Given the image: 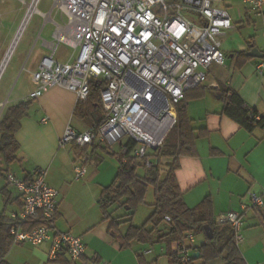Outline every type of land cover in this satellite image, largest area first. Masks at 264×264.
Returning a JSON list of instances; mask_svg holds the SVG:
<instances>
[{
    "label": "built area",
    "instance_id": "2783aa9c",
    "mask_svg": "<svg viewBox=\"0 0 264 264\" xmlns=\"http://www.w3.org/2000/svg\"><path fill=\"white\" fill-rule=\"evenodd\" d=\"M240 1L264 17V0ZM38 2L33 0L31 4L36 3L37 8ZM54 6L68 16V22L56 23V42L45 41L52 53L44 56L33 72L39 87L28 97L38 98L59 85L75 92L78 100H86L90 83L104 80L100 121L83 132L67 125L60 146L102 145L123 162L130 151L137 160L146 159V166L151 167L154 159L148 154L164 145L178 123L176 104L187 90L207 81L213 63L226 64L221 36L234 27L230 12L216 0H55ZM60 43L78 49L73 61L55 59ZM259 68L264 73L263 62ZM249 109L252 118H264V114ZM131 140L135 144L129 150ZM86 174V165L75 163V179L81 180ZM6 182L18 190L23 200L10 216L14 244L38 246L51 241L49 259L65 252L75 264H109L85 257L82 236L56 229L60 191L47 182L45 169H36L29 178L10 172ZM263 206L264 190H251L244 196L243 211L221 212L215 220L230 224L236 242L241 244L244 212ZM38 212L44 222L31 230L24 229L21 223ZM195 242L192 232L175 240L174 252L181 264H193ZM152 252L150 248L143 253Z\"/></svg>",
    "mask_w": 264,
    "mask_h": 264
},
{
    "label": "crops",
    "instance_id": "0c3cea01",
    "mask_svg": "<svg viewBox=\"0 0 264 264\" xmlns=\"http://www.w3.org/2000/svg\"><path fill=\"white\" fill-rule=\"evenodd\" d=\"M32 2L33 0L30 3L26 0H0V14L7 19L13 18L17 13L19 18L23 5L27 3L29 9ZM216 3L229 12L230 9L235 12L234 18L231 15L234 27L221 36L222 49L227 54L226 64L213 63L207 81L192 91L187 111L196 136V148L193 154L179 156L176 169L177 180L187 205L197 207L205 197L210 196L215 217L230 210L243 211L244 196L251 190L256 193L264 190V127L256 125L250 129L225 110V95L227 89H231L248 108L264 114V73L259 68L264 63V57L248 55L253 47L264 53V17L240 0H230L228 3L226 0H219ZM45 15L46 20L58 23L50 16V12ZM21 25L14 40L21 31ZM245 25L260 26L263 36L257 39L253 34L245 33ZM45 41L48 40L43 39V45L48 47ZM242 52H246L247 57ZM43 57L44 55L37 58L29 68L33 79V72L38 69ZM58 60L69 61L62 58ZM212 74L214 77L210 78ZM34 81L36 85L26 95L19 96L14 103L16 105L23 100H32L28 115L22 118L21 127L16 133L20 144L17 159L7 164L0 155V212L6 209L10 218L11 213L21 207L18 200L14 201L20 193L7 184V173L29 178L36 169L43 168L46 170L47 182L60 191L55 227L60 231L82 236L86 245V258L106 259L109 264H149L151 261L164 259L170 264V253L174 252L175 240L169 242L159 238L169 231L168 223L162 224L158 231L153 232L152 242L132 240L125 247L121 245V238L129 224L123 223L117 233L109 231L111 218L102 220L99 199L103 188L111 184L117 174V167L113 164L107 162L103 165L105 155L112 154L109 150L90 145L80 149L75 143L60 146V138L67 125L71 124L77 131L83 132L93 121L75 113L80 100L75 92L65 87L53 86L40 97L30 99L29 94L39 87V82ZM6 102H0V121L8 108L13 106ZM95 117L100 118L101 115L96 113ZM170 160L165 157L163 165ZM75 163H82L87 167V174L81 180L74 177ZM165 174L166 171L161 170L160 176L164 177ZM4 187H7L6 193L1 191ZM244 213L245 219H250L253 224L264 229V206L259 211L248 209ZM113 217L116 216L113 214ZM248 238L253 240V236ZM204 241L203 234L196 235L194 252H200ZM151 243L160 244L159 251L143 253L147 250V244ZM50 247L51 241L38 246L29 243L13 244L5 260L8 264H52L49 259ZM200 254L196 258L202 259ZM127 259L131 261L128 262ZM245 261L247 264L263 262H253L246 258Z\"/></svg>",
    "mask_w": 264,
    "mask_h": 264
},
{
    "label": "trees",
    "instance_id": "16d2710c",
    "mask_svg": "<svg viewBox=\"0 0 264 264\" xmlns=\"http://www.w3.org/2000/svg\"><path fill=\"white\" fill-rule=\"evenodd\" d=\"M242 55L247 57L246 52H242ZM104 84V80H93L90 83L88 98L78 101L75 107V113L92 120V125L99 122L104 113L100 98V91ZM197 88L187 90L184 97L176 104L178 123L170 132H174L175 136L171 138L169 134L162 147L148 154L154 159V164L151 167L146 166L144 162L146 159L137 160L130 151L126 154L128 157L126 162L118 160L117 174L113 182L103 188L99 199L103 215L102 220L111 218L108 229L112 233H117L123 223L129 224L125 235L121 238L123 247L132 240L152 242L153 232L158 231L162 224L168 223L170 225L169 231L160 235V239H167L171 242L182 238L189 232L205 236V241L200 248V257L205 263L215 257H223L226 264H247L239 249V244L235 240L232 226L228 223L216 222L210 196L205 197L197 207L191 208L187 205L177 180L176 169L179 165V156L193 154L196 148V136L187 107L193 96L192 91ZM225 101L227 102L226 112L242 125L250 129L256 125H264V118L261 120L252 118L250 116L251 110L231 89H227ZM31 104L32 100H23L10 106L0 121V155L7 164L17 159L20 144L16 138V133L21 127L22 118L28 115ZM252 112L258 113L256 110H252ZM96 113H99L101 117H95ZM134 144L135 142L132 140L129 142V150H132ZM76 146L79 149L85 148ZM93 147L108 150L102 145H94ZM148 156L146 158H149ZM165 157L171 160L163 165ZM139 166L144 168V173L137 172ZM161 170L166 171L164 177L160 176ZM149 186H153L154 189V210L143 225L136 226L132 220L140 201H144ZM1 191L6 193L7 187L2 188ZM15 200H18L21 206L23 205L21 194L15 197ZM117 208H124L126 213L122 216L113 217V211ZM166 216H169L170 220H167ZM262 218L264 224V214ZM43 222L42 213L38 212L36 215L27 218L21 223V226L26 230H31ZM205 224H210L213 228L214 236L212 239L208 238L205 233ZM11 226L12 222L5 209L0 212V264H8L5 256L14 244L10 232ZM50 261L52 264H75L65 252ZM170 264H181L175 252L170 253Z\"/></svg>",
    "mask_w": 264,
    "mask_h": 264
},
{
    "label": "rangeland",
    "instance_id": "374dc122",
    "mask_svg": "<svg viewBox=\"0 0 264 264\" xmlns=\"http://www.w3.org/2000/svg\"><path fill=\"white\" fill-rule=\"evenodd\" d=\"M27 3H30L31 0H26ZM219 1V0H216ZM227 3L230 0H226ZM12 3V2H8ZM27 3L23 5L21 14L18 18V14L13 18L5 19L0 14V65L3 62L8 49L10 48L14 37L16 36L18 29L26 15H28V5ZM15 4V3H14ZM55 0H39L37 4V9H35L28 17L25 26L19 36L17 43L14 46V49L7 61L5 68L3 69L0 75V102L7 101L6 104L14 105L15 101L19 99V96L26 95L31 88L36 85V82L32 78V75L29 73V68L31 64L36 61L37 58H41L43 55L47 56L52 53V49L49 47H44L43 39L48 41H57L53 36V32L56 29V24L53 21L46 20V13L50 12V16L59 24H65L68 22V16L62 14V11L59 7L54 6ZM16 6V5H14ZM12 6V7H14ZM230 13L235 17V12L233 9H230ZM27 17V16H26ZM25 20V19H24ZM245 33L253 34L255 38L262 37L261 27L260 26H244ZM39 34L40 37H39ZM222 40V38H221ZM78 53V49L75 50L67 46L66 44L60 43L56 50L55 59H69L73 61L75 56ZM213 74L210 78H213ZM137 106L134 103V108ZM1 109V106H0ZM6 110L3 114H5ZM174 132L170 133V137L174 138ZM105 163L103 165L113 164L119 168V161L114 155H105ZM137 172L142 174L144 168L139 166ZM154 189L153 186H149L148 191L144 197V201H140L139 205L136 208L133 224L143 225L151 213L153 212L152 207L154 203ZM126 210L124 208H117L113 211V214L117 216L124 215ZM258 227V228H257ZM259 225L253 224L250 219H245L242 226V233L244 235V242L240 245V251L242 256L246 260H251L253 262H261L264 264V229L260 228ZM249 236H253V240H249ZM246 239V242H245ZM198 240V238H197ZM144 244V243H143ZM146 249H153L154 253H157L161 247L160 244H147ZM153 255H151V258ZM105 261H108L105 259ZM128 262L131 259H127ZM149 264H167V261L164 259L157 262L151 261ZM193 264H226L223 257H215L205 263L203 259L195 258Z\"/></svg>",
    "mask_w": 264,
    "mask_h": 264
},
{
    "label": "water",
    "instance_id": "95a60500",
    "mask_svg": "<svg viewBox=\"0 0 264 264\" xmlns=\"http://www.w3.org/2000/svg\"><path fill=\"white\" fill-rule=\"evenodd\" d=\"M248 55L251 56H258V57H264V53L261 52L257 47H253L249 52ZM205 233L208 236V238L212 239L213 238V228L210 224H205L204 225ZM200 252H194V256L198 257Z\"/></svg>",
    "mask_w": 264,
    "mask_h": 264
},
{
    "label": "bare ground",
    "instance_id": "6f19581e",
    "mask_svg": "<svg viewBox=\"0 0 264 264\" xmlns=\"http://www.w3.org/2000/svg\"><path fill=\"white\" fill-rule=\"evenodd\" d=\"M29 6H30L31 8H30V11L28 12V15H27V17L25 18L24 22L27 21L29 15L32 13V11H34V10L36 9V3H33V4L29 5ZM24 22H23V23H24ZM23 23H22V25H21L22 28H21L20 33L22 32V30H23L24 25H25L26 22H25L24 24H23ZM20 33H19V35H20ZM19 35H18V37L14 40V42H13V44H12V46H11L9 52H8L7 55H6L5 60L3 61L2 65H1V67H0V75H1V73H2V71H3V69H4L5 66H6V63H7L8 59H9V57H10L12 51H13L14 45L16 44V42H17V40H18V38H19Z\"/></svg>",
    "mask_w": 264,
    "mask_h": 264
}]
</instances>
